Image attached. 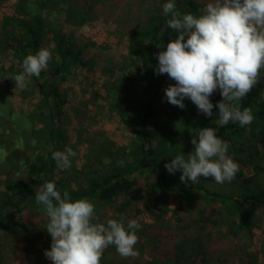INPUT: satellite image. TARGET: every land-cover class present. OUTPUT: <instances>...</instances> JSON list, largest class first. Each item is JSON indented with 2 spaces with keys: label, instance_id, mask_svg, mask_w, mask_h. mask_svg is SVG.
Here are the masks:
<instances>
[{
  "label": "trees",
  "instance_id": "obj_1",
  "mask_svg": "<svg viewBox=\"0 0 264 264\" xmlns=\"http://www.w3.org/2000/svg\"><path fill=\"white\" fill-rule=\"evenodd\" d=\"M167 2L169 0H160L157 7L146 13L133 7V0H20L22 16L5 20L2 26L6 42L0 46L14 55L15 63L7 71L10 74L14 67L22 69L23 60L41 49L45 31L51 36L53 46L47 68L39 77H29L36 100L31 129L20 124L22 118L12 109L10 93L2 84L4 70L0 66V155L3 156L0 171L7 177L0 187V236L8 231L27 232L34 217L48 220L43 205L35 201L39 186L47 181L53 182L61 195L67 191L73 202L81 199L91 202L95 214L100 207H112L111 216L97 222L93 220V223L106 224L110 219H122L126 227L127 221L131 220L126 208L136 198L134 190L140 185V179L145 178L150 194L154 196L157 214L153 212L152 223L142 231H136L138 242L134 250L139 256L123 258L114 251L120 260L117 264L233 261L237 254L235 239L251 232L257 217L255 211L264 210V188L255 181L254 186L246 187L263 171L259 162L264 159V69H261L258 83L239 102L241 111L244 108L251 110L253 120L249 125L241 127L238 122H229L220 126L215 107L222 100L219 90L210 97L214 105L211 117L199 115L190 99L183 101V109L169 104L164 90L175 82L167 74L157 75L154 71L158 65L156 54L165 50L167 43L177 35L167 25L171 15L163 13L162 6ZM174 2L180 12L199 16L208 0ZM60 4L64 6V22L69 26L76 19L83 24L95 18L97 13L105 17L106 22L113 21L116 33L127 42L124 62L135 74L125 75L121 80L111 79L103 87V101L108 113L132 131V142L124 153L130 163L110 161L102 172L94 167V163H86L85 173L73 187L70 183L77 179L76 176L48 179L58 170L52 153L59 151V141L63 139L59 124L66 99L59 89V82L65 80L62 74L69 73L70 68L94 67L97 59L96 56L82 58L71 38L55 22L58 19L56 7ZM159 44L164 47H157ZM128 81L133 82L129 88ZM138 87H141L139 96L136 95ZM8 120L11 130L4 126ZM206 127L213 128L217 137L228 144L227 155L239 165L235 179L223 184L226 188L241 189L237 197L219 191L222 185L210 177L185 184L180 181V170L173 175L164 167L180 154L187 160L194 150L191 139H198V133ZM21 152H25L24 158L20 156ZM98 153L94 154L95 162L101 163ZM249 168L255 171L256 178L246 182L243 173ZM22 171L24 177H17ZM170 196L177 199L172 209L165 201ZM150 208L152 211L153 207ZM238 251L247 264H254L258 259L256 252ZM100 264H108L104 253Z\"/></svg>",
  "mask_w": 264,
  "mask_h": 264
},
{
  "label": "clouds",
  "instance_id": "obj_2",
  "mask_svg": "<svg viewBox=\"0 0 264 264\" xmlns=\"http://www.w3.org/2000/svg\"><path fill=\"white\" fill-rule=\"evenodd\" d=\"M162 9L165 16L171 15L167 25L177 34L156 54L155 74H167L175 82L164 90L166 101L183 109V101L190 99L199 113L211 117L214 105L210 97L219 90L222 100L215 107L220 126L229 122L249 125L251 110L241 111L239 102L258 83L264 69V0H208L199 16L180 12L174 0ZM50 59L46 49L28 55L22 73L13 78L16 87H24L28 77H39ZM190 142L194 150L187 160L180 154L164 165L169 174L180 170V181L185 184L198 183L201 177H210L219 185L235 179L239 165L227 155L228 144L213 128H203L198 139ZM75 156L72 148L52 153L60 171L70 168ZM35 201L43 205L49 221L46 231L51 246L44 256L51 264H100L109 246L123 258L139 256L134 250L136 231L141 229L137 220H128L126 227L122 219L93 223L94 205L86 199L71 201L69 193L61 195L53 182L39 186Z\"/></svg>",
  "mask_w": 264,
  "mask_h": 264
},
{
  "label": "rangeland",
  "instance_id": "obj_3",
  "mask_svg": "<svg viewBox=\"0 0 264 264\" xmlns=\"http://www.w3.org/2000/svg\"><path fill=\"white\" fill-rule=\"evenodd\" d=\"M19 1L0 0V44L3 43V46L6 40L3 35L4 27L2 25L7 18H19L22 16ZM159 1L133 0V7L149 13L152 8L159 5ZM62 7L64 6L61 4L56 7L58 19L54 21L62 27V31L65 30V34L71 38L74 47L81 52L82 58H93L96 56L95 58L97 59L94 67L90 65L87 68H70L69 73L62 74L65 80L59 82V89L66 99L62 107L61 124H59V129L63 134V139L59 141V151L62 152L66 148H72L76 156L71 158V167L66 170L67 173L57 170L48 179L58 180L62 177L76 176L77 179L70 183L71 187H73L77 182H80L81 175L85 173L86 163H94V167L101 172L110 164L106 161L114 162V164H118V162H123L122 164L130 163V158L124 153L132 142V131L122 125L115 116H111L108 113L103 101V87L111 79L121 80L125 75L130 77V75L135 76V74L128 67L127 62H124L126 61L127 42L116 33L113 21L106 22L104 20L105 17L97 13L95 18L83 24H79L76 19L73 25L69 26L64 22ZM5 29L8 30L9 28ZM41 40V49H46L50 52L53 46L51 36L45 31ZM1 47L0 66L4 70L2 84L7 87L10 93L9 100L15 115L22 118L20 124L24 128L29 129L31 127L30 120L35 115L33 107L36 103L35 95L30 89V78H26L24 87H16L13 76L22 73L23 69L14 67L12 74L7 72L10 66L15 63L14 55L11 51L3 50ZM132 83V81L127 82L128 88ZM140 92L141 87H138L136 95L139 96ZM198 114L201 115L199 112ZM4 126L11 130L10 120ZM233 152H235L234 149ZM97 153L101 157V163L95 162L94 154ZM20 154L22 158L26 156L25 152ZM1 161H3V156L0 155ZM259 164H261L263 171L259 172L257 179L246 185V187L254 186L255 181V183L258 182L259 187L264 188V159ZM11 166L13 167V165ZM5 168L11 167L6 166ZM17 177H24V171ZM243 177L246 182L249 179L256 178L255 171L249 168L243 173ZM6 178V175L1 174L0 171L1 188L4 181L7 180ZM218 189L234 197L241 193V189L226 188L224 185ZM134 193L136 198L131 200L130 205L126 208V214L131 220L135 219L141 224L140 231H142L146 225L152 223L153 212L157 210L154 196L152 197L150 194L145 178L140 179V185L134 190ZM165 199L171 209L177 203V199L174 196ZM150 207H153L152 211ZM112 210L111 206L98 208V213L95 214L93 220L97 222L108 218L112 215ZM255 215L257 217L253 220L251 232L241 234L234 241L237 248L235 253L237 254L234 256L233 261L218 262L216 264H247V261L238 251L239 249H245L251 253L256 252L258 259L254 264H264V210L255 211ZM38 217L33 218V224H31L27 232L16 230L13 233L8 231L0 236L2 264H51V261L44 256V252L50 250L51 246V236L46 231L49 221L41 220ZM114 251H116L114 246H109L104 250L108 264H117L120 261L118 260V254L116 252L113 253Z\"/></svg>",
  "mask_w": 264,
  "mask_h": 264
}]
</instances>
